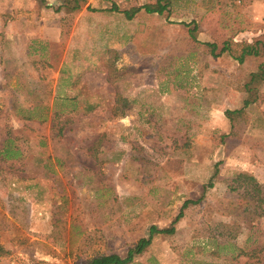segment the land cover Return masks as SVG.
Instances as JSON below:
<instances>
[{"label":"rangeland","instance_id":"obj_1","mask_svg":"<svg viewBox=\"0 0 264 264\" xmlns=\"http://www.w3.org/2000/svg\"><path fill=\"white\" fill-rule=\"evenodd\" d=\"M154 1L0 0V29L20 16L44 36L27 41L41 47L34 54L0 46L10 62L0 66V264L124 256L150 225L171 224L127 264H264V215L247 216L227 185L234 171L251 174L264 209V80L233 135L223 113L241 106L248 73L264 62V0H169L162 14L129 20L87 8ZM190 21L194 39L179 23ZM246 45L258 53L238 62ZM57 65L101 107L68 113L65 80L51 105L44 72ZM130 93L137 116L107 112ZM187 199L198 201L171 222Z\"/></svg>","mask_w":264,"mask_h":264},{"label":"trees","instance_id":"obj_2","mask_svg":"<svg viewBox=\"0 0 264 264\" xmlns=\"http://www.w3.org/2000/svg\"><path fill=\"white\" fill-rule=\"evenodd\" d=\"M73 5L72 8H77V0H71ZM68 3V1H65ZM169 4V0H155L153 3H143L141 5L132 6L127 9H118L115 5H111L107 9H96L93 7H87L89 10H104V11H114V12H120L123 17L127 20L131 19L137 12L143 11L146 14L156 13V14H162L164 10H166V7ZM181 25L187 27V31L189 32L191 38L194 37V30H195V23L194 21L190 22H179ZM190 25H192L190 27ZM211 47V52L214 51L215 45L213 43H206ZM262 47H264V41L261 43ZM226 49L225 45L223 44L220 49L218 50V53L223 52ZM257 49L254 47V45H246L244 46L240 54L237 57V61L241 62L246 55H256ZM264 80V62L259 63L255 71H252L248 73L247 80L242 85V93L244 92L245 95L241 99V106L236 109H224L223 113L225 117L230 122V134L233 135L236 131L235 129V118L240 116L242 114V110L244 107L249 105L250 103H253L257 100V91L255 90L254 93H249L252 89H255V86L257 87V84ZM91 104H87L86 109L90 110ZM58 131L57 133H59ZM227 136V135H226ZM6 151V150H5ZM227 185L231 190H240L241 195L243 199L245 200L246 207L244 208L245 213L247 216H250L254 214V212L259 211L257 215L261 216L264 215V209L261 207L262 203V192L260 190L259 183L255 180V178L246 172L243 171H234L231 174V177L227 181ZM207 187H211V183H207ZM196 200H184L176 215L174 216L173 220L171 222L176 221L178 218L182 216L183 209L189 204V203H195ZM174 232V228L172 224L169 227L165 228H157L155 225H150L148 228V233L146 237L139 238L133 246L127 249L124 256H119L115 253H108V254H101L99 256H93L89 258L84 264H127L132 262L135 255L140 254L144 248L150 243L151 238L155 234H165L170 235Z\"/></svg>","mask_w":264,"mask_h":264},{"label":"crops","instance_id":"obj_3","mask_svg":"<svg viewBox=\"0 0 264 264\" xmlns=\"http://www.w3.org/2000/svg\"><path fill=\"white\" fill-rule=\"evenodd\" d=\"M0 30H1V34H0V46L1 47H5V46L8 47L9 45L14 46L15 44H17L19 47H21V49L23 51V55L34 54L36 52H39L41 49L40 46H37V47L26 46L27 41L34 42L35 39L40 40L41 38H44V36H43V32L41 29H34L30 22H27L26 20H23V19L21 20L20 16L16 18V21L14 23L7 24L5 26V28L0 29ZM46 32H47V30L45 31V33ZM1 47H0V49H1ZM16 50L17 49L15 48V51ZM18 50H20V49H18ZM18 50L16 51L17 56H22V54L20 55V53H22V52H18ZM6 65L9 66L10 62H9V60L5 62L4 57H2L0 59V66L3 67ZM59 68L60 67L57 65V66H54L53 71L50 72L48 70V68H46L47 70H45V72H44V75L46 74L44 77L45 80H48V79L50 80V78L53 77V78H51V79H53V80H51V82H52V89H54V91L52 92V96H50L51 97V101H50L51 105L54 101V95L57 91V90L55 91V86L60 87V85H61L60 81L65 80V83H64L65 89L62 91L64 93H62L63 95H61V97L68 98L67 101L69 102V107H70L69 109H71L70 111H68V113H70V112L71 113H75V112L76 113H78V112L89 113V112L93 111L94 109L101 107L100 101L90 102L87 100L88 99L87 97H82L80 95V92L82 93V91H80L79 89L81 88L82 90H84V88L78 86V80H79V83L83 82L81 77L79 79H74L76 74H73L72 72H71V74L70 73L69 74L68 73L63 74V72H61L59 74V70H60ZM75 78H77V77H75ZM134 85H132V86H134L133 88L136 90L137 84L135 83ZM132 86L128 89V91L131 92L130 89L132 88ZM73 92H77L76 94H79V96L73 95ZM2 96H3L2 93H0V97H2ZM41 96H42V94L39 95V97H41ZM133 96H135V95H133ZM133 96L131 95V93L129 96H125L124 98H126L127 100L123 101V103H124L123 105H115L113 107H110L112 109L108 110L107 112L108 113L112 112L113 114L119 113L118 119H121V118L127 117V116H129V118H130L132 116V113L137 116V111L135 110V108L131 107L132 101L135 102V100L133 99ZM78 97H79V99L81 98L79 100V102L82 101V105L79 106L80 111H78L76 109L77 107H76L75 98H78ZM0 101H2V99H0ZM87 104L92 105L90 110L86 109ZM31 108H32V110L34 109V111H31L34 113L36 107H31ZM38 108H40V107H38ZM39 112L40 111H37L36 113L38 114ZM40 119L41 120L43 119V115ZM118 119H115V121ZM108 123H110V122H108ZM136 124H137V117H135V120H134V127L131 126V131H132V128L134 130L137 129Z\"/></svg>","mask_w":264,"mask_h":264}]
</instances>
